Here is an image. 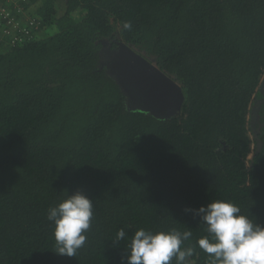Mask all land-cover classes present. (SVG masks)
<instances>
[{
  "label": "trees",
  "instance_id": "1",
  "mask_svg": "<svg viewBox=\"0 0 264 264\" xmlns=\"http://www.w3.org/2000/svg\"><path fill=\"white\" fill-rule=\"evenodd\" d=\"M34 4L45 35L0 48V264H127L139 228L191 231L185 264H211L184 209L214 199L264 226V0ZM119 42L180 86L179 110L132 102L102 64ZM75 190L94 216L69 257L46 215Z\"/></svg>",
  "mask_w": 264,
  "mask_h": 264
},
{
  "label": "clouds",
  "instance_id": "2",
  "mask_svg": "<svg viewBox=\"0 0 264 264\" xmlns=\"http://www.w3.org/2000/svg\"><path fill=\"white\" fill-rule=\"evenodd\" d=\"M123 28L130 29L131 23L123 22ZM93 208L92 199L82 190L66 192L58 203L49 206L46 219L52 223L56 253L73 257L85 246ZM184 211L199 216L205 224L208 235L198 240V246L209 255L211 264H264V226L241 214L231 200L214 199ZM191 235V231L139 228L125 245L127 264H172L173 258L176 264H185L193 249L182 245ZM125 238V230L119 229L115 240Z\"/></svg>",
  "mask_w": 264,
  "mask_h": 264
},
{
  "label": "water",
  "instance_id": "3",
  "mask_svg": "<svg viewBox=\"0 0 264 264\" xmlns=\"http://www.w3.org/2000/svg\"><path fill=\"white\" fill-rule=\"evenodd\" d=\"M105 56L111 60L110 72L136 106L160 117L180 109L184 100L180 86L153 62L123 42L114 50H105ZM260 91L264 94V76Z\"/></svg>",
  "mask_w": 264,
  "mask_h": 264
},
{
  "label": "built area",
  "instance_id": "4",
  "mask_svg": "<svg viewBox=\"0 0 264 264\" xmlns=\"http://www.w3.org/2000/svg\"><path fill=\"white\" fill-rule=\"evenodd\" d=\"M34 3L36 0H0L1 49L24 44L37 36L41 26L31 9Z\"/></svg>",
  "mask_w": 264,
  "mask_h": 264
},
{
  "label": "rangeland",
  "instance_id": "5",
  "mask_svg": "<svg viewBox=\"0 0 264 264\" xmlns=\"http://www.w3.org/2000/svg\"><path fill=\"white\" fill-rule=\"evenodd\" d=\"M34 6L32 5L31 6V9H34L33 8ZM80 17V13H75L74 14V18H79ZM47 31V29L46 28H44V27H41V29H40V31L37 33V35L39 34L40 36H43V35H45V32ZM104 43H105V41H104ZM109 58V57H108ZM111 61V60H110ZM109 61V59H107V57H106V59L103 61L104 62V64L103 65H105L107 68V70H108V72H110V71H112L111 70V68H110V62ZM107 64H109V66L107 65ZM133 101V100H132Z\"/></svg>",
  "mask_w": 264,
  "mask_h": 264
}]
</instances>
